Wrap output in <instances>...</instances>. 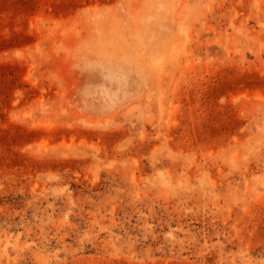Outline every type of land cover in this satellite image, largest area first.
Wrapping results in <instances>:
<instances>
[{
  "label": "rangeland",
  "instance_id": "374dc122",
  "mask_svg": "<svg viewBox=\"0 0 264 264\" xmlns=\"http://www.w3.org/2000/svg\"><path fill=\"white\" fill-rule=\"evenodd\" d=\"M0 264H264V0H0Z\"/></svg>",
  "mask_w": 264,
  "mask_h": 264
}]
</instances>
